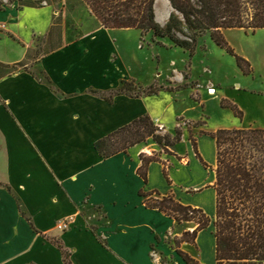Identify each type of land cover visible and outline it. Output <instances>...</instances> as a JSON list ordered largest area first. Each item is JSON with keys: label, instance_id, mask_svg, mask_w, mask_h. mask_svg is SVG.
Masks as SVG:
<instances>
[{"label": "crops", "instance_id": "obj_1", "mask_svg": "<svg viewBox=\"0 0 264 264\" xmlns=\"http://www.w3.org/2000/svg\"><path fill=\"white\" fill-rule=\"evenodd\" d=\"M72 4L82 8L90 27L70 41L67 10ZM59 15L60 45L0 77V264H64L61 252L47 238L62 242L72 264H164L163 258L166 264H185L164 241L178 224L146 208L139 192L172 194L213 220L214 140L196 136L198 152L211 173L210 179L201 182L195 172L208 177L209 169L195 157L184 134L172 147L174 155L166 159L170 183L160 160L148 166L144 187L137 170L140 155L149 153L146 142L126 153L100 157L95 142L142 115L172 135L177 117L169 121L164 116L172 101L162 110L148 102L163 94L175 100L177 95L164 90L139 98L115 95L110 103L105 101L118 84L114 70H104L96 42L98 34L114 29L100 27L79 0L42 7L0 0V63L14 65L24 60L36 38L47 40ZM236 103L245 113L243 101ZM183 144L187 146L184 152L180 150ZM68 218H72L68 228L58 231L56 224ZM213 231L210 224L198 233L194 245L182 242L180 249L201 264H215Z\"/></svg>", "mask_w": 264, "mask_h": 264}, {"label": "trees", "instance_id": "obj_2", "mask_svg": "<svg viewBox=\"0 0 264 264\" xmlns=\"http://www.w3.org/2000/svg\"><path fill=\"white\" fill-rule=\"evenodd\" d=\"M20 6L42 7L31 0H17ZM45 4L60 3L62 0H44ZM156 0H79L106 29H133L144 35L151 32L156 38H167L178 48L193 56L197 39L208 33L217 47L235 57L238 68L245 74L248 63L235 55L223 37L228 29H243L254 32L264 30V0H167L174 14L164 27L155 19ZM69 9V8H68ZM61 15L54 19L47 37L50 50L60 45ZM54 34L56 39L53 40ZM60 39V38H59ZM57 40V42L55 41ZM55 41V42H54ZM48 51V52H49ZM31 49L24 60L14 65L0 63V77L10 75L32 61ZM130 85L122 82L115 95L129 90ZM161 88L150 85L132 95V98L157 94ZM172 91V89H166ZM114 93L105 96L111 102ZM222 108L233 111L238 118L243 113L234 104L221 101ZM209 135L216 145V169L213 188L216 193L214 221L203 210L185 206L172 194L161 195L155 190H140L139 196L146 208L157 210L176 223L195 222L197 227L182 233L175 243L176 252L185 264H201L187 253L179 250L182 242L195 244L198 233L213 225L215 238V264H264V128L218 129ZM181 131L174 135L159 133V128L148 115H142L129 124L115 130L95 142L94 148L103 159L145 143L154 142L162 151L180 143ZM195 157L207 167L198 152L197 142L190 138ZM141 166L137 174L147 185V169L152 162H161L156 155H140ZM163 174L168 183L165 162ZM61 252L64 264H72L70 252L61 241L47 238Z\"/></svg>", "mask_w": 264, "mask_h": 264}, {"label": "rangeland", "instance_id": "obj_3", "mask_svg": "<svg viewBox=\"0 0 264 264\" xmlns=\"http://www.w3.org/2000/svg\"><path fill=\"white\" fill-rule=\"evenodd\" d=\"M31 1L38 6L46 5L44 0ZM86 11L90 13L87 8ZM154 11L155 18L164 27L168 24L170 16L174 14L166 0H156ZM67 14V34L69 40L72 41L88 30L90 23L84 18V12L82 8L78 7V4H72L67 10ZM55 37L56 34H54L53 40L56 39ZM97 37L99 39L96 44L100 46L104 70L112 68L114 83L118 84L114 87V91L106 96L114 93L115 97V93L120 90L123 81L130 85L129 90L123 91L119 95L129 97L150 85L161 88L159 92L172 89L173 94L177 95L175 100L169 99V95L163 94L151 97L148 103L160 110L165 103L171 100L172 103L165 109L164 116L169 121L174 116L177 117L174 122V131L178 128L182 136L184 134L189 141L190 138L196 140V136L201 132L212 133L218 129L264 128L263 29L254 32L243 29L223 31V37L233 53L248 63L247 74L238 68L234 56L215 45L208 33L197 39L193 56H190L187 51L175 47L169 39L156 38L151 32L141 35L139 31L133 29L110 30L98 34ZM34 45L31 52L32 61L50 50V45L45 38H36ZM112 57L114 62H112ZM119 78L123 79L119 81ZM208 89L214 91V94H210L211 91L208 92ZM237 99H241L245 104V113L238 107ZM221 101L237 105L238 109L243 112V117L238 118L232 110L222 108ZM248 125L250 126L246 127ZM156 126L159 128L158 125ZM164 130L163 127L159 133L161 135L168 134ZM206 136L212 140L209 135ZM151 145H153L151 140L146 141L145 148L151 154L146 153L145 155H156L167 165L168 160L166 159L172 155L174 150L169 148L165 153L156 144ZM186 147V144H183L180 146V150L184 152ZM152 148L159 149V152L151 151ZM205 164L207 167L204 168L209 169L208 177L202 172L196 171L198 182L204 178H211L210 165L206 162ZM215 169L216 167L214 172ZM206 202L210 209L212 207L210 195L206 198ZM196 227L195 222H182L175 226L173 232L169 231L166 234L164 241L176 252L175 243L181 239L182 233L192 232ZM180 246L179 250H181ZM167 262L168 260L163 258V263Z\"/></svg>", "mask_w": 264, "mask_h": 264}, {"label": "built area", "instance_id": "obj_4", "mask_svg": "<svg viewBox=\"0 0 264 264\" xmlns=\"http://www.w3.org/2000/svg\"><path fill=\"white\" fill-rule=\"evenodd\" d=\"M1 28V26H0ZM211 91V89H208V92ZM163 127L162 126H159V130H162ZM72 222V218H68V219H65V220H62V221H59L57 224H56V229L58 231H64L68 228V225Z\"/></svg>", "mask_w": 264, "mask_h": 264}, {"label": "bare ground", "instance_id": "obj_5", "mask_svg": "<svg viewBox=\"0 0 264 264\" xmlns=\"http://www.w3.org/2000/svg\"><path fill=\"white\" fill-rule=\"evenodd\" d=\"M210 94H212V95H213V94H214V91H211V92H210Z\"/></svg>", "mask_w": 264, "mask_h": 264}]
</instances>
